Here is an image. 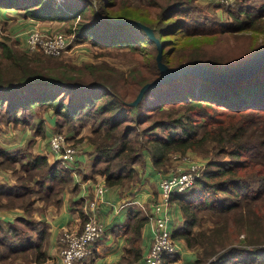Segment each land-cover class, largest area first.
I'll list each match as a JSON object with an SVG mask.
<instances>
[{
	"label": "trees",
	"instance_id": "1",
	"mask_svg": "<svg viewBox=\"0 0 264 264\" xmlns=\"http://www.w3.org/2000/svg\"><path fill=\"white\" fill-rule=\"evenodd\" d=\"M156 2L150 4L159 8L153 17L129 0H66L64 4L57 0H0V8L18 10L38 21L66 22L81 17L71 29L76 41L147 56L146 63L128 75L104 65L73 68L58 58H45L40 51L15 50L17 41L10 44L6 37L0 41V133L30 126L37 118L39 133L47 116H40L41 110L55 114L59 130L77 120L91 123L89 144L96 159L90 177L100 175L111 187L137 181L135 166L148 154L162 174L169 171L177 154H208L203 174L175 195L185 223L174 237L196 251L195 264H264V67L250 79L221 84L183 75L148 90L134 106L131 102L143 85L161 76L159 50L142 27L118 22L130 19L150 27L170 67L205 64L224 73L246 60L226 66L218 58L206 59L201 43L223 33L263 32L258 26H264V5L255 14L244 10L234 15L231 24L214 23L212 28L206 26L208 22L191 24L184 0H169L165 6ZM242 13L246 21L241 19ZM125 79L136 88L132 98H128L130 93L116 90L126 87L129 82ZM0 157V166L6 170L20 166L16 184L0 187V207L12 208L21 201L32 215L37 201L60 204L72 181V169L61 162L50 165L47 157L22 151L0 150ZM82 214L84 217L83 207ZM21 222L36 231L37 239L27 231L22 236L25 227L0 224L2 233L22 236L17 243L0 238V264L46 263L47 227L26 218ZM144 224L145 219H140L127 228L130 263L141 259ZM177 259L178 254L168 256L169 261Z\"/></svg>",
	"mask_w": 264,
	"mask_h": 264
},
{
	"label": "crops",
	"instance_id": "2",
	"mask_svg": "<svg viewBox=\"0 0 264 264\" xmlns=\"http://www.w3.org/2000/svg\"><path fill=\"white\" fill-rule=\"evenodd\" d=\"M17 11L15 9L0 8V31L7 28L10 30L7 33L13 39L21 37L24 42L26 33L30 29L28 28L29 25H25L24 22L26 21L16 15ZM18 14L20 13L18 12ZM9 16H13V18H9ZM27 21L35 23L33 20ZM49 31H52V29ZM35 121L38 124L40 122L39 119ZM55 123L56 120L53 114L48 113L44 127L49 139L53 135V129L56 128ZM50 131L51 134H49ZM27 134L28 136L31 134L30 139L22 137L23 135L27 136ZM37 138L28 130L22 132L16 129L13 131L6 130L0 133V150L18 152L28 148V151L31 152L32 146L30 144ZM93 151L94 148L86 144L83 153L77 155L76 161L70 168L73 175L72 181L61 195L60 204H55L52 201H37L33 203L34 212L32 215H28L25 210L27 204L24 205L21 201L12 208L0 207V224L5 228L10 224L18 225L21 228L25 227L21 222V219L24 218L33 223L45 224L48 232L44 249L47 251L49 259L43 264H61L60 240L63 232L66 230L74 232L82 230L84 225L82 207L84 210L85 204L95 199L97 186L105 184L107 191L98 200L97 207L99 219L106 227L105 233L101 239L93 244L91 255L75 264H144L154 240V205L161 197L160 183L165 174L155 169L151 156L148 154L144 157L143 162L135 166L137 181H125L121 186L111 187L106 184L105 178L100 175L96 179L90 177L96 159V154ZM34 152L33 157H47L50 165L55 163V157L51 154V147L46 150L42 144L38 143ZM15 184L16 179L11 170H6L0 166V187ZM175 195L170 206L171 229L174 235L177 230L184 227L185 223L183 212ZM140 219H145V224L141 230L142 256L138 262L130 263L127 261V257H129L128 250L131 248V234L127 228ZM26 231L30 234L28 235ZM22 233V236L28 235L33 237V240L37 239V233L34 229L30 230L25 227ZM22 236H13L0 231V238L9 243H17L21 239L18 238ZM174 239L179 247L178 259L169 261L167 257L164 264H195L197 260L196 251L187 248L182 239L176 237Z\"/></svg>",
	"mask_w": 264,
	"mask_h": 264
},
{
	"label": "rangeland",
	"instance_id": "3",
	"mask_svg": "<svg viewBox=\"0 0 264 264\" xmlns=\"http://www.w3.org/2000/svg\"><path fill=\"white\" fill-rule=\"evenodd\" d=\"M57 1L61 4H64L66 0H57ZM129 1L135 5H140L144 10H146L147 13L152 14V16L154 17L156 16V14H158L159 8L155 5L152 6L150 4L154 3V1H157L156 3H158L159 5L165 6L169 0H129ZM184 1L187 2V8L190 12L189 21H191V24L201 23L200 25L204 26L203 24L205 22H208L206 26L212 28L214 27L213 26L214 23H220L226 25L231 24L235 20L234 15H237L239 12L244 10L245 11L250 10L252 14H255L264 5V0H184ZM18 12L19 11L16 12V15H19L18 16L19 18L26 21L24 23L25 25H29L28 27L29 29L33 27H38L44 31H49L52 29L55 31L63 32L67 36L72 37V42L70 43L71 45L69 46L68 50L66 49V51L62 55L50 56L42 52L41 54L44 55L45 58H49V57L58 58L62 61H65L67 64L71 65L73 68H78V67L85 68L86 64L99 65V66L104 65L113 69H117L118 71L126 72L127 75L134 67L145 64L147 61V56L143 52H133L128 49L115 48V47H102L99 45L93 46L91 42L87 40L76 41L75 40L76 38L74 39L75 37L74 33L71 34L72 33L71 29L76 27L77 23L81 20V17H77L76 20L66 21V22L38 21L27 18L25 15L18 14ZM87 17L88 18L90 17L89 12L87 13ZM9 18H13V16H9ZM241 19L243 21H246L245 13H242ZM27 20H33L35 21V23ZM46 25L51 27H47ZM257 25H259V22L257 23ZM258 27H259L258 31L264 30V26L262 29L260 28V26ZM7 31L10 30L6 28L3 31H0V41L8 37L6 38V40L8 39L9 41L8 43L10 44L14 43L13 40L17 41L16 45L13 46L15 47V50L17 49L18 51L20 50L28 51L21 37L17 39L15 38L13 39L10 36V34L7 33ZM201 48L207 55L206 59L218 58L216 60H218L220 64L226 66L235 65L247 60L249 57H251L254 54V52L264 49V31L258 34H255V31L253 30H241L238 31L237 33H231V34L223 33L221 34L220 37L209 38L206 40V42H202ZM112 73L114 74V71H112ZM126 82L129 83L125 84L126 85L125 88H117L116 90L120 93H130V96L128 98H132L133 94L136 93V88L130 82V79H127ZM39 114L40 116L47 115L45 110L44 111L41 110ZM52 114L54 116V119L57 121L58 118L55 116L53 112H51V115ZM37 125L38 122L34 121L31 122L30 126L16 128V130H19L20 132L24 130L31 131L32 135L34 134V137H38L37 139L33 140L30 144L32 146L31 152L28 151V148L23 149L22 152L24 153L27 152L30 155L35 154L34 151L38 143L42 144V146L47 150V148H50L51 146L49 142V140H51V137L57 133H63L68 137L69 142L78 149L79 151L78 153H83L85 145L86 144L90 145L89 139L93 137V134L90 131L91 123L89 124L82 123V121L80 120H77L72 125L67 124L64 128H62V130H59L57 126L55 129H53V135L50 137V139L49 137H47V134L45 132V127H44L45 124L39 125L42 126L41 131L39 133H36ZM49 134H51V131ZM22 137L23 138L28 137V139H30L31 134L29 136L28 134L27 136L23 135ZM176 157L177 158L173 157L171 163L172 166L169 167L170 168L169 171L165 173L164 176L170 174L171 172H177L181 169H186L189 160H200L204 163H207L209 161L208 154H204V153L198 154L195 152H188L185 155L177 154ZM19 168L20 166L16 165L14 171L11 169L12 175L15 177V179L19 177L16 173ZM84 219H85V213L83 220ZM208 222L210 223V221ZM240 239L241 241H243L245 238L244 236H241Z\"/></svg>",
	"mask_w": 264,
	"mask_h": 264
},
{
	"label": "built area",
	"instance_id": "4",
	"mask_svg": "<svg viewBox=\"0 0 264 264\" xmlns=\"http://www.w3.org/2000/svg\"><path fill=\"white\" fill-rule=\"evenodd\" d=\"M72 37L59 31H44L32 28L26 33L24 41L29 52H44L50 56H60L68 50ZM51 154L55 162H61L66 168H71L79 155L78 149L73 146L68 137L57 133L50 140ZM174 158H177L176 155ZM207 163L200 160H189L186 169L171 172L161 180V197L154 205L155 234L150 251L144 264H164L169 255L178 254L179 247L173 237L170 215V206L173 195L190 188L203 174ZM107 187L100 184L96 188L95 199L88 201L84 206V225L81 231L66 230L61 236V264H75L87 259L92 253V246L105 233V224L97 214L98 200L105 194Z\"/></svg>",
	"mask_w": 264,
	"mask_h": 264
},
{
	"label": "water",
	"instance_id": "5",
	"mask_svg": "<svg viewBox=\"0 0 264 264\" xmlns=\"http://www.w3.org/2000/svg\"><path fill=\"white\" fill-rule=\"evenodd\" d=\"M118 22L122 24H136L142 27L148 33L150 38L157 43L159 50L157 55V63L161 72V76L149 83H146L141 88L136 99L131 102V105L134 106L138 105L142 101L144 95L148 90L156 88L160 84L172 81L183 75H194L212 81L213 83L221 84L250 79L262 67H264V49H261L254 53L250 59L246 60L243 63V65L238 67H231L224 73H220L219 71L205 64L190 65L184 63L177 67H170L163 60V46L161 42L155 37L154 31L150 27L142 24L139 21L130 19H119Z\"/></svg>",
	"mask_w": 264,
	"mask_h": 264
}]
</instances>
